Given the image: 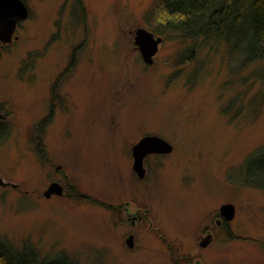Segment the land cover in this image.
<instances>
[{"label": "rangeland", "instance_id": "374dc122", "mask_svg": "<svg viewBox=\"0 0 264 264\" xmlns=\"http://www.w3.org/2000/svg\"><path fill=\"white\" fill-rule=\"evenodd\" d=\"M24 2L28 18L0 42V241L44 262L264 264V180L249 172L264 146L257 66L164 30L159 0ZM140 28L161 38L153 64ZM146 136L172 151L148 155L140 179ZM52 183L63 195L45 196Z\"/></svg>", "mask_w": 264, "mask_h": 264}, {"label": "trees", "instance_id": "16d2710c", "mask_svg": "<svg viewBox=\"0 0 264 264\" xmlns=\"http://www.w3.org/2000/svg\"><path fill=\"white\" fill-rule=\"evenodd\" d=\"M164 30L173 32L196 45H229L242 55L241 63L255 64L254 74L264 85V0H159ZM235 54V53H234ZM236 56V55H235ZM240 61V60H238ZM264 94V93H263ZM264 95H261L262 97ZM6 126L0 123V140ZM249 166L250 177L264 180V146ZM257 185V184H256ZM263 185H257L264 190ZM0 264H77L67 255L50 261L24 245L14 249L0 241Z\"/></svg>", "mask_w": 264, "mask_h": 264}, {"label": "water", "instance_id": "95a60500", "mask_svg": "<svg viewBox=\"0 0 264 264\" xmlns=\"http://www.w3.org/2000/svg\"><path fill=\"white\" fill-rule=\"evenodd\" d=\"M29 16V9L24 0H0V42L11 43L17 30V24L24 21ZM161 38L155 39L154 35L146 29H138L135 36V44L147 64H153L154 56L158 51ZM172 151L171 144L157 136H146L133 147L134 164L133 170L140 179H144L146 169L144 167L145 158L150 154H169ZM0 184H4L0 178ZM64 188L59 183H52L45 196L50 198L52 195L61 196ZM220 213L225 220L234 218L235 207L232 204H225L221 207ZM212 240V236L206 237L201 243L202 247L207 246ZM127 245L133 248V236L127 240Z\"/></svg>", "mask_w": 264, "mask_h": 264}, {"label": "flooded vegetation", "instance_id": "af4514ba", "mask_svg": "<svg viewBox=\"0 0 264 264\" xmlns=\"http://www.w3.org/2000/svg\"><path fill=\"white\" fill-rule=\"evenodd\" d=\"M22 21H20L18 24H17V28H18V25L21 23ZM0 123H3V124H5V122H4V120H5V116L0 112ZM126 212H127V215H129V216H131V219H132V221L134 222L136 219H137V217L135 216V215H131V214H140V213H131V212H129V208L127 207L126 208ZM219 223H222V220H219L218 221ZM206 234H207V237L208 236H212V230L210 229V225L208 226V228L206 229ZM197 264H199V263H197Z\"/></svg>", "mask_w": 264, "mask_h": 264}]
</instances>
